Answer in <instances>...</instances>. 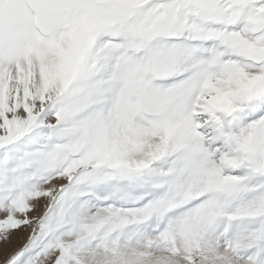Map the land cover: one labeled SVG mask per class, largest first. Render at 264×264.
<instances>
[{
	"label": "snow or ice",
	"instance_id": "6c2138e0",
	"mask_svg": "<svg viewBox=\"0 0 264 264\" xmlns=\"http://www.w3.org/2000/svg\"><path fill=\"white\" fill-rule=\"evenodd\" d=\"M0 264H264V0H0Z\"/></svg>",
	"mask_w": 264,
	"mask_h": 264
}]
</instances>
